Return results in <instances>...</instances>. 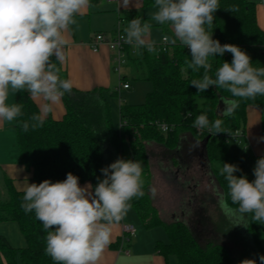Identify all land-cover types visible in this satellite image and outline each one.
<instances>
[{"label":"trees","instance_id":"obj_1","mask_svg":"<svg viewBox=\"0 0 264 264\" xmlns=\"http://www.w3.org/2000/svg\"><path fill=\"white\" fill-rule=\"evenodd\" d=\"M144 4L154 6V0H144ZM219 4L220 9L207 29L212 38L222 45H237L251 57L255 67H264V31L257 23L256 4L251 0H219ZM135 17L142 22L148 20L135 12L126 13L123 19L130 22ZM124 51H128L127 45ZM139 53L136 80L151 82L153 89L141 105H120L119 125L110 104V99L119 94L117 91L83 92L72 88L63 96L66 114L61 121L46 119L42 127L33 130L30 126L25 132L22 123L28 121L31 125L30 117L40 115L39 109L27 92L16 93L15 103L23 105V115L15 123L20 164L32 170V183L39 184L45 179L62 181L71 172L79 177V184L90 183L94 187L103 179L101 169L118 158L139 161L145 195L134 197L131 208L145 229H165L169 242H158L156 249L167 263L175 258L177 264H240L244 259H254L260 264L259 256L264 255V224L254 221L251 214L241 217L238 206L227 198V181L212 169V164L249 156H234L226 134L239 130L245 136L246 110L250 106L261 110L264 131V96L235 98L238 107L226 116L221 106L233 97L225 89L210 86L198 92L190 84L201 78L204 70L194 72L187 66L191 53L179 41L169 45L166 52L155 47L150 52L143 47ZM210 61L209 74L214 78L222 62L231 63L232 54L225 52L223 56L210 57ZM52 62L59 69L60 78L67 79L55 57ZM201 114L207 115L210 122L222 120V132L212 134L204 129L199 133L192 125ZM159 125H166L169 132L164 134ZM197 142L199 145L194 147ZM159 153L168 165L176 166L182 161L184 166H190L198 162L201 168L209 170L218 200L211 201L210 207L204 202L203 208H195L190 219L171 222L162 219L150 192L151 164ZM234 174L241 176V172ZM5 183L7 197L3 199L0 195V223H17L27 245L14 249L0 238V264H5L3 258L7 264H56L45 253L47 233L43 224L34 212L26 214L21 208L24 191L16 190L10 179ZM209 208L214 209V216Z\"/></svg>","mask_w":264,"mask_h":264},{"label":"clouds","instance_id":"obj_2","mask_svg":"<svg viewBox=\"0 0 264 264\" xmlns=\"http://www.w3.org/2000/svg\"><path fill=\"white\" fill-rule=\"evenodd\" d=\"M128 0H124L126 5ZM90 0H0V121L16 122L23 115V105L8 103L10 94L27 92L31 98H43L42 112H50L51 105L59 103L65 93H70V79H61L59 69L52 62H63L64 33L76 23L75 17L89 6ZM156 11L151 21L170 25L172 36H165L172 44L177 41L191 53L187 66L194 72L203 69L199 79L191 85L198 92L210 86L227 90L233 99L226 100L224 115H231L240 99L264 96V67H255L251 57L234 44H221L207 30L220 9L219 0H154ZM234 11L235 9H231ZM207 26V27H206ZM152 23L135 17L130 20L121 38L135 48L146 47L154 51V41L149 39ZM232 54L231 63L224 61L210 75V57ZM191 115V112L188 113ZM22 123L27 132L42 127L44 119L33 114ZM223 121H209L207 115L196 117L193 127L207 129L210 133L222 132ZM167 131L166 125H160ZM261 139H264L262 137ZM197 142L194 147L198 146ZM235 164L224 163L220 169L227 181V198L237 205L241 217L251 214L252 219L264 224V156L255 164V179L237 176ZM103 179L93 187L81 186L79 177L69 172L66 179L52 182L45 179L27 183L21 208L34 212L46 231L45 253L56 264H97L111 243L112 225L120 222L130 209L134 197L145 195L141 162L118 158L101 169ZM156 194V189H150ZM264 264V255L259 256ZM240 264H257L254 259H244Z\"/></svg>","mask_w":264,"mask_h":264},{"label":"crops","instance_id":"obj_3","mask_svg":"<svg viewBox=\"0 0 264 264\" xmlns=\"http://www.w3.org/2000/svg\"><path fill=\"white\" fill-rule=\"evenodd\" d=\"M251 1L256 4L257 23L264 31V0ZM154 11L156 8L154 6L146 7L144 0H128L126 5L124 0H95L90 2L89 6L75 17L76 23L70 25L64 33L66 41L62 49L64 60L63 62L58 61L67 79L71 80L73 88L83 92L95 89L115 92L122 82L129 84L130 89L122 90L121 93L130 91L132 88L130 82L122 77L124 65L120 74L114 70L115 56L108 45H101L98 52H94L91 45L98 34L104 35L106 41L114 39L119 21L124 18L126 13L130 12L142 15L152 23V31L149 37L151 41H153V34L157 29L163 30L164 38L171 27L166 24L158 25L151 21V14ZM128 24L129 22L123 19L122 29ZM168 44L172 45L170 40H168ZM154 47H156L155 44ZM127 49L125 54L127 58L129 57V61L125 63V66H131L133 75H137L136 60L139 56L132 58L131 54L135 53V47L132 45L127 44ZM130 61L132 62L130 63ZM31 99L44 120L61 121L64 118L66 109L63 97L59 103L51 105L52 110L47 113L42 112V107L49 102L43 98ZM111 101L112 99H110V103L114 115V101ZM8 103H15V95L10 94ZM221 107L223 112L226 108L224 102ZM114 120L119 125V116L117 120ZM15 123L0 121V195L3 199L7 197L5 187L7 179L12 181L18 191H24L27 183H32V170H28L20 164ZM262 137H264L262 112L259 108L250 106L246 110L245 142L238 146L243 147L244 154L249 156L243 157L239 161L252 162L254 169L257 159L264 156V139H261ZM186 140L188 141V137ZM244 154L234 156L241 157ZM160 155L161 153L157 154L153 159L150 172L153 177L152 188L156 189L153 201L156 207L160 209L162 219L172 221L178 218L185 220L188 217L190 219L195 208H203L204 202H207L206 207H210L211 201L218 200L216 197L217 189L214 180L209 176V170L200 166L199 168H192V164L184 166L182 161L176 166L173 163L168 165L167 162L162 161ZM189 176L205 177L206 189L202 187L203 179L197 181V178H194L197 185L192 182L193 179H189ZM248 179L251 181L255 177L251 176ZM159 182L164 187L162 194L160 189L156 187ZM86 184L89 183L80 185ZM187 209H190L191 213L189 211L187 213ZM126 225L133 226L136 230L135 236L129 240L124 239L123 228ZM159 228L163 227L145 229L135 210L130 207L123 219L112 225L111 243L106 247L97 264H174L171 259L167 263L166 259L157 252L156 244L158 242L165 244L169 242L165 229L163 228V232L159 231ZM0 238L4 239L14 249H23L27 245L19 225L15 222L0 223ZM3 261L7 264L4 258Z\"/></svg>","mask_w":264,"mask_h":264},{"label":"rangeland","instance_id":"obj_4","mask_svg":"<svg viewBox=\"0 0 264 264\" xmlns=\"http://www.w3.org/2000/svg\"><path fill=\"white\" fill-rule=\"evenodd\" d=\"M166 25L170 27V25H168V24H166ZM172 34H173L172 33V29L170 28V30L167 32V36L171 37ZM163 35L164 34H163V30L162 29H160V30L157 29L154 32L152 39H153L154 44L156 45V47H158L162 43ZM131 55H132V58H137L138 56H140L139 48H135V53L131 54ZM128 58H127V55L125 54V59H124L125 63L129 61ZM131 62L132 61H130V63ZM125 63L123 64L124 68L122 70V77L126 78L130 82L132 88H131L130 91L120 93L115 98L112 99V101H114V115H113V117L116 120L118 119V116H119V108H120L121 104L122 105H129V106L141 105V104H143L146 101L147 95L153 89V85H152L151 82L136 80V76L137 75H133L131 66L129 67L128 64H127L128 66H125ZM238 146L239 145L233 144V142L229 143V150H230V152L233 155L244 154V152H245L244 148L243 147H238ZM224 163H230V164L237 165L239 167V169H240V171H238V172H241V176L242 175L243 176H247V178H249L251 176H254V174H253V163L250 162V161H247V160H241V161H239V160H230V161H227V162H214L212 164V169L220 172V169L222 168ZM192 165H193L192 168H197V167L199 168V166H200L198 162H195ZM249 174H251V175H249ZM194 178H197V181H201V179H203L202 187L204 189H206L207 182H206V178L205 177H202V176H189V179H191V180L193 179L192 182L196 183ZM192 182H191V184L194 186V184ZM199 184L201 185V183H199ZM152 186H153V184H152ZM156 187L160 189L161 194H162L163 193V188H164L163 184H161L159 182V183L156 184ZM159 211H160V209H159ZM188 211L191 213L190 209H187V213H188ZM209 211H210V215H212V216L215 215L214 209H210L209 208ZM178 219L181 220L180 218H178ZM165 220H167L169 222L172 221L170 219L169 220L165 219ZM159 229H160L159 231H163L164 232L163 228H159ZM171 260H172V263H174V264L177 263L175 258H171Z\"/></svg>","mask_w":264,"mask_h":264},{"label":"built area","instance_id":"obj_5","mask_svg":"<svg viewBox=\"0 0 264 264\" xmlns=\"http://www.w3.org/2000/svg\"><path fill=\"white\" fill-rule=\"evenodd\" d=\"M122 23H123V19H121L118 23L117 26V30H116V35L115 38L110 40V41H106L105 36L102 34H98L95 36L93 43L91 45V48L94 52H98L99 51V47L103 44L108 45L109 49L113 52L115 58H114V62H115V67L114 70L120 74L121 72V68L123 66V64L125 63L124 59H125V51L124 48L127 45V43L124 42V40L121 38L122 36H124V32L122 29ZM168 40H165L163 38L162 43L158 46L155 47L157 48V50L159 52H166L168 49ZM130 89V85L126 84V83H122L119 85L117 92L120 94L122 90H128ZM160 127V125H159ZM161 129V127H160ZM196 130L199 133H202L204 130H198L196 128ZM161 131L166 134L169 132V128L167 127V131H163L161 129ZM226 139L227 141H232L233 143H235L236 145H243V143L245 142V136L241 131H235V132H229L226 134ZM123 232H124V239L125 240H129L131 237L135 236L136 230L133 226L130 225H126L123 228Z\"/></svg>","mask_w":264,"mask_h":264}]
</instances>
